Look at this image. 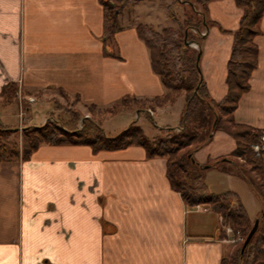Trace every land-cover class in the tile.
Returning <instances> with one entry per match:
<instances>
[{
  "label": "crops",
  "instance_id": "crops-1",
  "mask_svg": "<svg viewBox=\"0 0 264 264\" xmlns=\"http://www.w3.org/2000/svg\"><path fill=\"white\" fill-rule=\"evenodd\" d=\"M143 2L151 18L181 4L143 0L136 5ZM242 14L235 0L207 3L208 26L201 28L206 34L198 37L203 40L198 41L200 70L217 102L228 93V61ZM124 16L122 29L104 43L98 0H0V93L9 83L18 86L17 99L21 104L23 97L29 107L21 129L33 125L31 110L38 102L56 108L61 92L78 96L88 108L111 106L125 95L152 99L164 94L137 33L142 23L131 17L124 21ZM259 30L257 64L233 117L264 132V14ZM17 99L10 107L19 109ZM176 101L151 109L152 115L144 111L154 116ZM50 118L36 117V126ZM236 148L237 140L218 129L194 158L212 164ZM231 166L206 168L210 191H227L213 188L235 177ZM247 196L258 208L254 217L240 202L255 220L261 203L255 194ZM223 228V217L210 206H187L168 180L166 158H147L141 146L95 152L86 144H42L27 160L0 162V264H222L234 245Z\"/></svg>",
  "mask_w": 264,
  "mask_h": 264
},
{
  "label": "trees",
  "instance_id": "trees-1",
  "mask_svg": "<svg viewBox=\"0 0 264 264\" xmlns=\"http://www.w3.org/2000/svg\"><path fill=\"white\" fill-rule=\"evenodd\" d=\"M98 1L103 8V40L107 43L122 29L119 18L122 11L142 0ZM185 1L192 3L191 0ZM209 1L195 0L202 6L203 14V19L196 26L198 29L208 26L206 8ZM235 1L242 8L243 14L239 28L234 33L228 61L226 78L228 93L221 101L213 100L208 94L200 70V60L197 59L201 48L194 49L187 44V41L196 40L188 27L183 30V37L179 38L177 30L173 27L157 30L147 24H139L136 28L138 36L148 47L152 69L160 77L165 92L152 99L125 95L111 106L102 108L103 113L118 115L129 110L138 112L154 110L157 106L175 102L183 95L185 105L178 127L168 128V133L162 138L148 137L141 127L131 124L115 137L108 138L98 125L91 123L89 117L82 118L78 111L71 107H63L55 101L58 109L66 110L67 118L61 123L63 127H55L50 121L40 126H27L20 146L2 139L0 135V162L20 158L27 160L42 144H86L95 152L122 149L132 145L141 146L145 149L147 158H166L168 180L172 188L180 193L187 206L194 207L200 204L210 206L223 217L224 224L241 230L243 241L239 243L243 245L249 233L251 219L239 196L231 191L214 193L210 191L205 180L206 168H218L222 162L231 163L259 199L261 210L257 216L258 228L244 253L241 254L239 248L229 258H223L222 264H264V157L255 154L252 149V145L258 142L264 132L238 124L233 117L240 97L250 87L249 79L257 64L258 47L254 38L260 32L259 22L264 14V0ZM106 54L113 55L107 51ZM17 91L18 86L15 83L5 85L0 93V103L7 106L16 101ZM61 94L69 97L64 92ZM74 99L80 101L78 96ZM89 108L98 109L95 105H90ZM80 121L84 122L82 129L79 128ZM218 129H224L234 137L237 140V148L230 157L202 165L196 161L194 153L209 143ZM1 131L14 129L9 127ZM235 202L238 204L237 207H234Z\"/></svg>",
  "mask_w": 264,
  "mask_h": 264
},
{
  "label": "rangeland",
  "instance_id": "rangeland-1",
  "mask_svg": "<svg viewBox=\"0 0 264 264\" xmlns=\"http://www.w3.org/2000/svg\"><path fill=\"white\" fill-rule=\"evenodd\" d=\"M143 1V0H142ZM164 5L169 4L171 0H161ZM175 1V0H174ZM181 4L176 5L174 4L173 6H167V9L164 10V15L161 14V12H158L157 17L151 18L150 17V11L149 5L146 2H143L139 5H136L140 3H136L134 7H130L128 9L123 10L125 14V20H128L129 17L131 19H135L136 21H139L142 24H147L149 26L154 27L157 30H161L164 27H173L174 29L177 30L179 38L183 37V30L185 27H188L190 33L195 35L196 40L190 41L191 43H196L197 46H191V48L198 49L199 44L198 41H203L202 39L200 40L198 37H200V34L197 33V27L200 24V21L203 19V14H202V6L198 3L195 2V0H191L192 3L186 2L185 0H178ZM122 14V13H121ZM120 18V17H119ZM188 22V23H187ZM202 28V27H201ZM198 30H203V29H198ZM198 47V48H197ZM58 103H60L63 107H71L73 110L78 111V114L80 117H85L89 116V119L91 120V123L95 126H99L102 129V132L108 137L112 138L115 137L117 134L121 133L123 130L128 128L131 124H135L141 128H143L144 133L148 137H154V136H159L164 138L166 134L168 133V128H174L179 124V117L180 111H182V105L184 104L183 99H179L176 101V103L168 107L165 111H160L158 110L154 116L148 115L145 111H141L137 113V111H132L129 110L127 112L118 114V115H111L109 113H103L102 108L94 109L91 110L92 108H88L86 106L80 105L77 101H75L74 98L68 97V96H59L58 98ZM55 103V101H54ZM17 104H19V109L15 108L16 106L10 107V105L4 106L0 103V130L13 128L14 131H1L0 135L2 136V139L11 141L12 143L17 144L20 146L23 141V135L25 128H20V123L24 124L26 121V113L25 110H28L29 107L25 105L24 98H21V104L19 99H17ZM23 110H21V108ZM53 105H48L45 104L44 102L37 103L35 105V108H33L32 113L35 116L34 122L32 123L33 125L39 124L38 121H36V117L42 118H50L53 116V118H50L49 120H46V122L50 121V123L53 126H59L63 127L61 123H63L64 119L67 118L66 110L59 109L60 111H57L56 108H52ZM180 110V111H179ZM21 113V114H20ZM153 114V113H152ZM181 121V119H180ZM58 124V125H56ZM90 126V123H89ZM19 128V129H17ZM80 129L84 128V122L80 121ZM17 129V130H16ZM179 132L180 128L177 129ZM229 163L227 162H222L220 163V168L218 169H223L226 166H228ZM231 168L234 170L235 177H231V179H227L225 181L224 186L221 188H213L218 191H237V193H240V198L244 204H247L249 207V210L253 214L252 217H254L256 210L258 211L257 206L251 205L250 201L248 200V196H253V191L251 190L249 184L247 181L245 182L244 179H241L240 176L237 173L236 167L231 166ZM255 174V173H254ZM205 175H206V170H205ZM206 180V179H205ZM238 182H243V189L246 190L247 195L245 194L244 190H242V183ZM214 181L212 180L211 184H213ZM220 183V182H219ZM245 184V185H244ZM215 187V186H213ZM212 188V187H211ZM222 189V190H219ZM225 192V191H224ZM236 193V192H234ZM236 193V194H237ZM238 195V194H237ZM239 196V195H238ZM236 203V202H235ZM234 203V204H235ZM238 204H236L237 207ZM224 222V221H223ZM255 223V220L250 221V226L248 228V231L252 229L253 225ZM225 226H230L234 231H238L239 229H235L232 227L230 224H224V230L223 234H227L229 239V235L227 233V230ZM241 232V230H239ZM242 234V232H241ZM249 234V233H248ZM243 236V234H242ZM243 241V239L239 240L237 243L231 242L233 246L232 253H234L236 250L239 248L242 249L239 242ZM231 253V254H232ZM231 254L228 256V258L231 256Z\"/></svg>",
  "mask_w": 264,
  "mask_h": 264
},
{
  "label": "built area",
  "instance_id": "built-area-1",
  "mask_svg": "<svg viewBox=\"0 0 264 264\" xmlns=\"http://www.w3.org/2000/svg\"><path fill=\"white\" fill-rule=\"evenodd\" d=\"M198 34L200 35H205L206 31L205 30H196ZM193 45V43H191V46ZM252 149L253 152L257 155H261L264 157V133L260 135V138L258 140V142L254 143L252 145ZM196 207H200V205H196ZM227 233L229 235V239H227L228 242H233V243H237L239 240L243 239V236L241 234V232L238 231H234L230 226H225Z\"/></svg>",
  "mask_w": 264,
  "mask_h": 264
},
{
  "label": "water",
  "instance_id": "water-1",
  "mask_svg": "<svg viewBox=\"0 0 264 264\" xmlns=\"http://www.w3.org/2000/svg\"><path fill=\"white\" fill-rule=\"evenodd\" d=\"M187 44L190 45L191 42H190V41H187ZM200 56H201V53H199V55H198V58H197L198 61L200 60ZM205 167H207V166H205ZM258 225H259V219L257 218V219L255 220V223H254L252 229L250 230L249 234L247 235V237H246V239H245V241H244V243H243V246H242V249H241V254L244 253V250H245L246 246L249 244V242H250L252 236H253L254 233L256 232V230H257V228H258Z\"/></svg>",
  "mask_w": 264,
  "mask_h": 264
},
{
  "label": "bare ground",
  "instance_id": "bare-ground-1",
  "mask_svg": "<svg viewBox=\"0 0 264 264\" xmlns=\"http://www.w3.org/2000/svg\"><path fill=\"white\" fill-rule=\"evenodd\" d=\"M192 46H194V47H195V46H197V44H196V43H193V45H192ZM197 48H198V47H197ZM198 49H199V48H198ZM149 112H150V114L152 115V113H153V112H152L151 110H149ZM45 123H47V122L45 121ZM45 123H44V124H45Z\"/></svg>",
  "mask_w": 264,
  "mask_h": 264
}]
</instances>
